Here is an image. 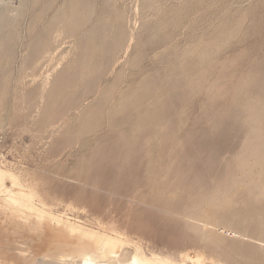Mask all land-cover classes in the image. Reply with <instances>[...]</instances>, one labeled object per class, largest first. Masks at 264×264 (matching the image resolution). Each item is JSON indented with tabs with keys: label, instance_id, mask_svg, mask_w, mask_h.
<instances>
[{
	"label": "rangeland",
	"instance_id": "1",
	"mask_svg": "<svg viewBox=\"0 0 264 264\" xmlns=\"http://www.w3.org/2000/svg\"><path fill=\"white\" fill-rule=\"evenodd\" d=\"M0 15V264H264V0H0ZM116 24L132 40L109 65ZM69 229L119 253L49 255Z\"/></svg>",
	"mask_w": 264,
	"mask_h": 264
},
{
	"label": "bare ground",
	"instance_id": "2",
	"mask_svg": "<svg viewBox=\"0 0 264 264\" xmlns=\"http://www.w3.org/2000/svg\"><path fill=\"white\" fill-rule=\"evenodd\" d=\"M137 8V7H136ZM135 9V8H134ZM73 11V10H72ZM136 14V13H135ZM2 15V14H1ZM0 15V16H1ZM5 15V14H4ZM5 17V16H4ZM79 17V16H78ZM137 17V16H136ZM13 18V17H12ZM11 18V19H12ZM70 19H68V21L67 22H69V24H70V27H71V29H70V35L72 36H74V34H73V32H74V29L77 27V24H78V22H77V19H76V17L75 16H71V17H69ZM5 19V18H4ZM14 19H15V17H14ZM4 23V22H3ZM133 23H134V21H133ZM87 25V24H86ZM133 27V26H132ZM78 28V27H77ZM83 28H84V26H83ZM76 30V29H75ZM133 30V29H132ZM97 32V31H96ZM77 33V32H76ZM87 32L85 31V32H83L82 33V35H83V37L82 38H84L83 40L84 41H86V39H87ZM121 35H122V30H121V27L118 25V24H116L114 27H112V28H109L107 31H104V32H102L99 36L100 37H102V38H104V39H108L107 40V43L106 44H104L103 46L102 45H100V46H102V50H103V52L104 53H106V52H112V53H114V54H116V55H119V56H117V59H115V60H110L109 61V65H112V64H116V62L122 57V55L123 54H125V53H127V49H128V47H129V44H130V42H131V40H132V35H130L127 39H126V41L122 44L121 43ZM98 38V37H97ZM100 39V38H99ZM82 40V39H81ZM103 40V39H102ZM100 41V40H99ZM91 42V41H90ZM104 43V42H103ZM102 43V44H103ZM115 43H117V44H115ZM115 44V45H114ZM121 45V46H120ZM99 46V47H100ZM118 47H120V49L118 48ZM160 47V44H155V45H152L151 47H150V51H149V53L151 54V53H155V52H157ZM90 48V47H89ZM55 49V48H54ZM88 49V48H87ZM121 52V54H119ZM84 53H85V50H84ZM103 53V55L101 56V59L98 61V62H101L102 64H105V63H107V60H108V57H107V55L106 54H104ZM118 53V54H117ZM86 54V53H85ZM87 55V54H86ZM80 57V56H79ZM152 58V57H151ZM159 59V58H158ZM157 60V59H156ZM159 61H161V59L159 60ZM159 61H157V62H159ZM155 62V61H154ZM101 64V65H102ZM126 64V63H125ZM80 65V64H79ZM140 65H142L140 62H138L137 64H135V65H133V68H136V67H138V66H140ZM145 66V65H144ZM151 66V65H150ZM76 67V66H75ZM81 67V66H80ZM86 67V66H85ZM111 66H109V68H108V70L109 69H114V68H110ZM76 69H78V67L76 68ZM148 69V68H147ZM107 70V71H108ZM140 70V69H139ZM79 71L81 72L82 71V68L81 69H79ZM77 72V71H76ZM80 72H79V75H78V79H80L81 78V75H80ZM109 72H111V71H109ZM83 73H84V71H83ZM108 73V72H107ZM75 74H77V73H75ZM74 74V75H75ZM109 74V73H108ZM73 75V74H72ZM118 77V78H117ZM69 78V77H68ZM101 78V77H100ZM99 78V79H100ZM74 79V78H73ZM114 79H118L119 81H122V82H127V83H130L131 81H130V79H129V77L126 75V72L124 71V72H120V71H115V73H114ZM86 81V80H85ZM84 81V82H85ZM80 82V81H79ZM111 82H112V80H111ZM85 84V83H84ZM71 85V84H70ZM68 86V85H67ZM80 86H82V88H83V86L84 85H82V84H80ZM86 86V85H85ZM90 86V85H89ZM109 86V85H108ZM87 87V86H86ZM110 87V86H109ZM108 87V88H109ZM88 88V87H87ZM110 89V88H109ZM119 89H120V87H119ZM66 90V89H65ZM105 90H106V88L101 92V96L103 95L104 96V94L106 93L105 92ZM107 91V90H106ZM67 92V91H66ZM94 92H95V90H94ZM93 92V93H94ZM79 94V93H78ZM95 94V93H94ZM117 94V93H116ZM99 95V96H100ZM73 97V96H72ZM74 98V97H73ZM130 110H132L131 108H129ZM108 112V111H107ZM130 128V127H129ZM150 155V154H149ZM239 156V155H238ZM236 157H237V155H236ZM239 158V157H238ZM235 161H236V158H235ZM152 163V162H151ZM147 164V163H146ZM239 164V163H238ZM261 164H262V162H261ZM145 165V164H144ZM260 165V164H259ZM148 166V165H147ZM158 167V166H157ZM259 167V166H258ZM149 168V167H148ZM147 168V169H148ZM156 168V167H155ZM248 168V167H247ZM146 169V168H145ZM153 169V168H152ZM166 169V168H165ZM150 170V169H149ZM249 171V170H248ZM166 172V171H165ZM242 172V171H241ZM244 173V172H243ZM125 175V174H124ZM133 175H135V174H133ZM140 175V174H139ZM243 175V174H242ZM244 175H245V173H244ZM237 176H239V175H237ZM254 177V176H253ZM132 179V178H131ZM130 179V180H131ZM138 179H140V178H138ZM133 180H134V178H133ZM136 181H138L137 179H135ZM142 182L144 181V179H142L141 180ZM133 182V181H132ZM131 181H129V183H132ZM142 182L140 183V184H142ZM136 183V182H135ZM134 183V184H135ZM145 183V182H144ZM154 183V182H153ZM255 183H257V182H255ZM133 184V183H132ZM169 185V184H168ZM237 185V184H236ZM248 185V184H247ZM257 185V184H256ZM135 186H136V184H135ZM174 187V186H173ZM5 186H2V189L5 191ZM2 189H0V192H2ZM251 189H252V187H251ZM251 189H249V191L251 190ZM249 191L248 192H246V194L248 193V194H251V193H249ZM253 191H255V190H252V192ZM172 193V192H171ZM176 193V192H175ZM165 195V194H164ZM1 196V195H0ZM170 196V195H169ZM251 196V195H250ZM8 197H6L5 198V196H1L0 197V199L2 200V202H5L4 200L5 199H7ZM167 199V198H166ZM173 200V199H172ZM9 201V200H8ZM179 201H180V199H179ZM161 203V202H160ZM179 204V203H178ZM177 205V204H176ZM180 205V204H179ZM166 206V205H165ZM5 207V205H2V204H0V211H2L3 212V210H2V208H4ZM16 207H18V206H16ZM14 208V207H12L11 209H13V210H17L18 208ZM5 209V208H4ZM10 209V208H9ZM264 209V208H263ZM262 210V209H261ZM258 211L259 210H257V213H258ZM1 212V213H2ZM13 212H15V211H13ZM196 212V211H195ZM261 213V212H260ZM190 214V213H189ZM196 214V213H195ZM3 215V214H2ZM263 216H264V211H263V214H262ZM7 216H9V215H7ZM262 216V217H263ZM259 217V216H258ZM262 217H260L261 219H263ZM5 218H7V217H1V214H0V260H2V257H6V254H9L8 252H7V250H8V248H6L3 244H2V240L3 239H8L9 237L7 236V234L5 233V230H6V227L7 226H9L10 225V220H13V219H8L7 218V220H9V222L5 219ZM20 219H23V218H20ZM261 219H260V222H261ZM20 221V220H19ZM12 223V222H11ZM36 223V222H35ZM34 223V224H35ZM185 223V222H184ZM262 223V222H261ZM201 224V223H200ZM262 224H264V223H262ZM14 225V224H13ZM37 225H38V223H37ZM36 224L35 225H33L34 227L35 226H37ZM40 225V224H39ZM38 225V226H39ZM41 225H43V224H41ZM40 225V226H41ZM16 226H18V225H16ZM32 226V227H33ZM39 226V227H40ZM31 227V226H30ZM43 227H44V225H43ZM76 227V226H75ZM38 228V227H37ZM80 228V227H79ZM84 228V227H83ZM29 229V228H28ZM40 228H38L37 230H39ZM27 230V229H26ZM35 230H36V227H35ZM34 230V231H35ZM22 231V230H21ZM41 231H43L44 232V230H43V228H41ZM40 231V232H41ZM63 231V230H62ZM69 231L70 232H72V234L69 236L68 234V237L67 236H62V237H65V239L66 238H68V240H65L66 242H63V243H61L60 241L58 242H55V241H52L51 243H50V245H49V247H48V252L47 253H49V255H51L52 257H63V256H78V258L80 257L81 258V260H82V262L83 263H90V262H100V261H103V260H109V261H112L113 260V257H116V254H118L117 253V250H118V246H119V243L121 242V240H119L117 237H114V236H106V235H103V236H97V237H92V236H90V232H82V231H76V230H71V229H69ZM68 231V232H69ZM23 232V231H22ZM28 232V231H27ZM48 232V231H47ZM46 232V233H47ZM52 231H50V233H51ZM64 232H66L67 233V231H65V229H64ZM55 233H56V231H55ZM57 233H58V231H57ZM56 233V234H57ZM63 233V232H62ZM30 234V233H29ZM45 234V232L43 233V235ZM40 235H42V233L40 234ZM39 235V236H40ZM42 235V236H43ZM51 235V234H50ZM54 235V234H53ZM59 236H61V235H59ZM46 237H50L49 236V234L48 235H46ZM19 238V237H18ZM39 238V237H38ZM14 238H10L9 240H13ZM16 239V238H15ZM54 239H56V238H54ZM58 239V238H57ZM61 239V238H60ZM60 239H58V240H60ZM31 241H32V239H31ZM45 241H46V239H45ZM127 241V240H126ZM15 244V243H14ZM17 244V243H16ZM121 244V243H120ZM125 244V243H124ZM33 246H34V244H33ZM127 246H128V244H127ZM143 246V245H142ZM35 247V246H34ZM39 247V246H38ZM44 247L45 246H43V249H44ZM120 247H121V245H120ZM119 247V248H120ZM28 248V247H27ZM42 248V247H41ZM139 248V247H138ZM9 249H11V250H13V248H9ZM37 249V248H36ZM35 249V250H36ZM15 250V249H14ZM42 250V249H41ZM45 250V249H44ZM121 250V249H120ZM37 251V250H36ZM144 251V250H143ZM34 252V251H33ZM37 252H39V250L37 251ZM145 252V251H144ZM40 253V252H39ZM124 253V252H123ZM123 253H121V254H123ZM148 253V252H147ZM35 254H36V252H35ZM135 254V253H134ZM197 254V253H196ZM37 255V254H36ZM39 255H41V254H39ZM124 255V254H123ZM146 255V254H145ZM167 255V254H166ZM8 256V255H7ZM42 256V255H41ZM44 256V255H43ZM118 256V255H117ZM9 257H12L13 259L15 258V261L16 260H18L19 259V257H20V254H19V251L17 252V254H13V256H9ZM23 257V256H22ZM33 257V256H32ZM172 257V256H171ZM186 257L188 258V261L189 260H191L192 262H193V264H201L200 262H199V260H198V258H196V259H193V258H191V257H189L187 254H186ZM42 259L43 258H46L45 256L44 257H41ZM48 258H49V256H48ZM77 258V257H76ZM77 258V259H78ZM184 258V257H183ZM8 260L10 259L11 260V258H7ZM22 259H24V258H22ZM41 259V260H42ZM55 259V258H54ZM64 259H65V257H64ZM178 259V258H177ZM176 259V260H177ZM182 259V258H181ZM179 260V261H176V260H172V258L171 259H169V257L167 258V257H156V255H154V256H152V255H149V257L148 256H139V255H134V256H132L131 258H130V261L128 262V264H187V262H186V260L185 259H182V260ZM116 260V259H115ZM5 261V260H4ZM32 261H35V260H32ZM62 261V260H61ZM72 261H74L73 259H72ZM106 261V262H107ZM17 262V261H16ZM36 262V261H35ZM105 262V261H104ZM38 263V262H37ZM114 262H112V264H113ZM191 263V262H190ZM12 264V263H11ZM96 264V263H95ZM115 264V263H114ZM204 264V263H203ZM221 264V263H220Z\"/></svg>",
	"mask_w": 264,
	"mask_h": 264
}]
</instances>
